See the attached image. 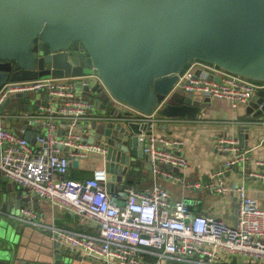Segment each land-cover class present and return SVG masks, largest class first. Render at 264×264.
I'll use <instances>...</instances> for the list:
<instances>
[{
  "label": "built area",
  "instance_id": "built-area-1",
  "mask_svg": "<svg viewBox=\"0 0 264 264\" xmlns=\"http://www.w3.org/2000/svg\"><path fill=\"white\" fill-rule=\"evenodd\" d=\"M100 88L107 98L100 99L98 94L95 105L85 93L93 95ZM179 88L225 99L236 108L264 89V81L192 60L153 110L144 112L115 98L93 70L28 80L6 79L0 84V104L24 91H43L47 95L37 109H21L14 114H8L5 109L0 114V172L19 186L23 201L19 212L9 216L46 231L51 239L81 257L97 259L103 264H264V203L245 185L229 187L224 181L231 169L245 168L250 159L249 150L242 148L240 136L213 138L214 147L227 155L224 164L214 168L205 182L189 180L175 171L189 166V161L177 151L182 142L158 133L157 127L180 118L160 112L171 93ZM99 102L105 103L100 111ZM7 118L17 120L20 127L8 126ZM108 122L120 123L126 129L129 122L145 124L138 139L143 141L145 163L152 174L150 186L134 188L125 181L129 178L125 174L123 181H114L109 190L105 153L108 138L112 139L113 134L89 140L94 134L92 124ZM256 122L264 123V119L245 121V124ZM27 128L37 132L34 143L23 136ZM84 159H90L92 164L84 167L80 164ZM73 160H78L75 168L71 166ZM128 160L123 165L131 171L130 155ZM255 164L257 168L248 174L264 184V159H256ZM73 168L89 170L90 175L72 177ZM161 179L179 183L185 189L192 187L218 194L234 192L233 222L228 224L214 216L192 212L183 198H173ZM115 188L119 189L112 196L110 191ZM32 197L45 201L52 209L71 211L78 217V224L83 223L89 231L46 221L33 205L27 204Z\"/></svg>",
  "mask_w": 264,
  "mask_h": 264
},
{
  "label": "water",
  "instance_id": "water-1",
  "mask_svg": "<svg viewBox=\"0 0 264 264\" xmlns=\"http://www.w3.org/2000/svg\"><path fill=\"white\" fill-rule=\"evenodd\" d=\"M192 60L264 81V0H0V84L93 70L115 98L151 112ZM36 93L42 99L31 101ZM256 96L261 106L254 115H260L264 89L252 98ZM46 98L43 91L12 95L0 104V114L5 109H37ZM208 100L199 91L177 89L160 112L193 118ZM104 107L99 102L98 111ZM92 125L90 141L113 134L105 153L109 190L125 174L132 184L138 172L133 167L128 171L123 163L132 155V165L146 167L143 141L138 139L145 124L129 122V129L112 122ZM36 134L27 128L23 136L34 143ZM71 166L77 167L78 160ZM185 201L191 208L192 200ZM22 204L19 186L0 172V264H71L67 252H58L62 244L51 238L57 252L52 261L19 254L22 224L9 213L12 206L19 212ZM77 258L76 264H92V258Z\"/></svg>",
  "mask_w": 264,
  "mask_h": 264
},
{
  "label": "crops",
  "instance_id": "crops-1",
  "mask_svg": "<svg viewBox=\"0 0 264 264\" xmlns=\"http://www.w3.org/2000/svg\"><path fill=\"white\" fill-rule=\"evenodd\" d=\"M256 98L257 96L236 108H232L230 102L225 99L209 98L194 118L180 117L173 122L160 124L157 127V132L180 140L182 143L177 147V151L189 161L187 168L175 169V171L189 180L205 182L214 168L224 164L227 155V152L218 151L214 147L213 138L219 135H239L242 148L249 150L250 159L245 168L238 166L231 169L224 178L225 184L229 187H233L234 184H243L260 202L264 203V184L258 178L248 174L249 170L257 168L255 160L264 158V144H260V141L264 140V123L256 122L248 126L245 124V121L264 119V112L254 115L260 105ZM5 121L8 126L15 128L10 124V121L7 119ZM80 164L85 167L91 165L92 161L84 159ZM135 169L138 173L132 176L133 187L143 189L150 186L152 174L147 163L146 167L139 166ZM88 175H90L89 170L81 168L71 170V176L75 178ZM160 182L169 189L174 199L192 200L190 203L192 212L214 216L228 224L233 222L234 192L218 194L192 187L185 189L181 184L166 179H161ZM118 189L110 191L112 196ZM27 204L33 205L34 210L48 222L52 221L56 225L74 230L89 231L85 229L83 223L78 224V217L71 211L52 209L45 201L37 197H32L31 203L27 202ZM17 246L19 254L25 259L49 262L57 254L56 250L52 248L49 234L35 226L22 224ZM60 250L62 254L65 252L69 254L66 256V260L71 264H76L77 252L64 247V245L58 249L59 253ZM36 264L43 263L37 262Z\"/></svg>",
  "mask_w": 264,
  "mask_h": 264
},
{
  "label": "rangeland",
  "instance_id": "rangeland-1",
  "mask_svg": "<svg viewBox=\"0 0 264 264\" xmlns=\"http://www.w3.org/2000/svg\"><path fill=\"white\" fill-rule=\"evenodd\" d=\"M90 85H91V87H93V85H94L93 80H91ZM179 91H184V90H183L182 88H179ZM98 94H99V96H100L101 99H106V98H107V94H106V92L103 91L101 88H100L96 93H94L93 95H91V94H89L88 92H86V93H85V96H86L87 98H89L91 101H93L94 98H95ZM31 95H32V94H31ZM39 97H40L39 93H36L35 96H32V97H31V101H35L36 99H39ZM107 107H108V109H110V105H108ZM20 110H21V109H8V110H6V112H7L8 114H14V113H16V112H18V111H20ZM7 120L10 121V124H11L12 126H14L16 129H18V128L20 127V123H19L17 120H14V119H12V118H7ZM99 126H100V125H98V127H99ZM100 127H101V126H100ZM92 132H94V129H92ZM16 133L19 134L18 131H16ZM98 142H99V141H98ZM94 156L100 158L101 155L96 154V155H94ZM130 162H131V165H132V155H130ZM132 167H133V168H138L137 165H132ZM132 167H131V170H132ZM121 181H123V178H121V177H118V179H116V182H117V183H119V182H121ZM12 210H13V212H12L13 214H16V213L18 212V208H14V206H12ZM92 264H102V262L99 261V260L93 259V260H92Z\"/></svg>",
  "mask_w": 264,
  "mask_h": 264
}]
</instances>
